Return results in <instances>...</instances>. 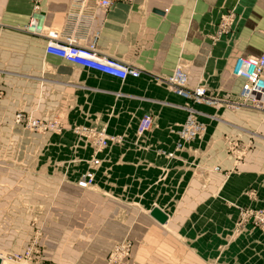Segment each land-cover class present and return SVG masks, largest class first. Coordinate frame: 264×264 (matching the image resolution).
<instances>
[{"label": "crops", "instance_id": "obj_1", "mask_svg": "<svg viewBox=\"0 0 264 264\" xmlns=\"http://www.w3.org/2000/svg\"><path fill=\"white\" fill-rule=\"evenodd\" d=\"M34 1L0 0V143L20 141L28 161L16 171L14 157L0 155V225L7 211L32 204L31 186L18 201L13 181L31 173L28 130L15 122L21 110L63 126L61 134L32 132L42 144L38 172L44 176L67 175L72 164L58 163L94 156L93 143L79 148V134L86 141L103 130L123 138L98 153L92 188L55 183L65 205L57 215L44 209L49 254H99L129 238L142 264H264V233L234 228L240 206L264 207V110H201L205 132L178 149L171 130L185 122L187 102L166 83L181 65L189 86L237 99L236 57L264 52V0H120L108 9L100 0L41 1L45 32L73 33L97 55L140 70L141 77L124 82L47 55L48 33L25 29ZM226 13L234 14L232 30L216 38ZM147 113L154 125L138 136ZM154 208L167 214L165 222L152 215ZM70 259L62 257V264Z\"/></svg>", "mask_w": 264, "mask_h": 264}, {"label": "built area", "instance_id": "obj_2", "mask_svg": "<svg viewBox=\"0 0 264 264\" xmlns=\"http://www.w3.org/2000/svg\"><path fill=\"white\" fill-rule=\"evenodd\" d=\"M41 1H34L31 20L25 29L35 34L48 33L45 46L47 55L55 56L87 70L97 71L109 77H115L123 82L129 77H141V72L138 68L127 63L125 64L113 57L108 58L97 55L92 45H82L73 33L62 35L55 30L45 32L41 18ZM118 1L120 0H100V5L104 9H108L109 6ZM234 22L233 13L224 14L218 23L219 29L216 38L232 30ZM236 58L231 73H233V76L242 80V85L239 96L235 100L218 99L203 84H198L195 87L189 86L190 75H188V72L181 65L177 66L166 79V83L170 89L187 102L185 105L187 111L185 122L181 123L178 128L174 127L171 130L172 133H176L179 137L176 148H183L184 143H190V141L200 137L206 130L207 124L200 121L199 116L201 112L197 110V105L217 106L218 104L226 103L233 109L246 107L264 110V52L257 56L239 55ZM153 121V116L150 113L145 114L139 121L137 135L142 136L146 131L150 130L154 125ZM15 122L30 130L39 132L59 131L62 128L60 121L57 119L45 121L39 118H33L21 110L16 113ZM91 136L95 139L96 153L107 147L110 143H120L123 141V138L120 136H108L105 130L91 132ZM174 154V152L168 153V156L174 157ZM100 164V158L94 157L90 160L89 168L77 183L80 188L89 189L93 187L96 180L95 169ZM240 212V225L247 222H260L264 224V209L253 210L250 208H241ZM115 247L127 249L128 246L124 242L122 244H116ZM24 257L28 258L25 255ZM39 264L44 263L39 262Z\"/></svg>", "mask_w": 264, "mask_h": 264}, {"label": "rangeland", "instance_id": "obj_3", "mask_svg": "<svg viewBox=\"0 0 264 264\" xmlns=\"http://www.w3.org/2000/svg\"><path fill=\"white\" fill-rule=\"evenodd\" d=\"M32 13L30 15L31 20ZM30 23V21H29ZM28 23V24H29ZM214 96V95H213ZM216 97V96H215ZM214 108L219 110L221 108H230L229 105L226 103L218 104L217 106H197V110L201 112V110ZM255 109V108H254ZM19 112V111H18ZM202 114V112H201ZM61 125V122H60ZM28 130L29 134V145L26 146V152L31 157L29 162L30 174L28 176H21L15 177L13 181L15 182L14 186L17 190V200L20 201V198L24 193L21 195V192L25 189L24 186H31L32 193L28 196L31 199L32 204H29L27 208H22L19 210L12 211V214L7 211L6 215L3 219H5V223L0 225V257L2 258V264H39V262H43L44 264H62V257H72L70 259L69 264H142L140 261L136 259V253L132 250V241L129 238H124L121 240L116 241V243L112 246L111 250L108 252H101L99 254L95 253H85V254H77V255H70V256H62L60 254L51 255L50 248L45 245V235L44 229L46 224V218L44 217V209L50 207L51 213L54 214H61V210L63 209L65 203L63 200L59 198V195H62L63 192L60 191V187L56 184L62 185L63 183L69 182H76L81 179L83 174L87 171L90 166V160L94 157L98 156V151L92 158H78L74 159L73 163L70 160L62 161L58 163L57 166H67L71 165V170L68 172L67 175H60V174H52L51 176H44L41 175L38 171L39 169L44 166L40 167L41 160L39 159V141L34 135L35 132L24 127ZM63 131V126L59 131H51L49 133H58L61 134ZM45 133V132H39ZM83 134H79L78 137V146L80 149L85 148L86 143H93L94 146L95 141H86L81 140L80 136ZM10 153L14 157L13 165L16 171H21L24 168H28V161L24 162L22 157V144L18 141V144L13 143L10 146H6L0 143V155ZM99 158V157H97ZM56 183V184H55ZM49 187L48 193H43L46 187ZM42 196H49V203H42ZM241 208H250V209H257L262 210L264 207L261 208H251V207H243L240 206L238 208V219L235 223V231L240 232L243 231L247 227L257 228L264 233V224L260 222H247L243 225L239 224V220L241 217ZM76 223L72 222L69 223V226H74ZM53 227L60 228L64 224L61 223H54L51 224ZM68 226V227H69ZM49 237V236H48ZM128 246L127 249L117 248L115 247L116 244L124 243ZM31 252V254H29ZM28 256L27 257H24ZM24 257V258H23ZM6 260V263H5Z\"/></svg>", "mask_w": 264, "mask_h": 264}, {"label": "water", "instance_id": "obj_4", "mask_svg": "<svg viewBox=\"0 0 264 264\" xmlns=\"http://www.w3.org/2000/svg\"><path fill=\"white\" fill-rule=\"evenodd\" d=\"M152 215L156 217L161 222H165L167 220V214H165L162 210L158 208H154L152 211ZM0 264H2V258L0 257Z\"/></svg>", "mask_w": 264, "mask_h": 264}]
</instances>
